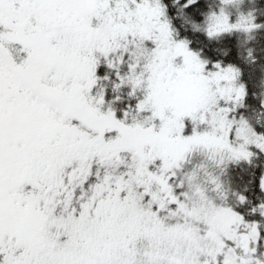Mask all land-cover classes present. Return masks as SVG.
Wrapping results in <instances>:
<instances>
[{"label":"snow or ice","instance_id":"1","mask_svg":"<svg viewBox=\"0 0 264 264\" xmlns=\"http://www.w3.org/2000/svg\"><path fill=\"white\" fill-rule=\"evenodd\" d=\"M0 264H264V0H0Z\"/></svg>","mask_w":264,"mask_h":264}]
</instances>
